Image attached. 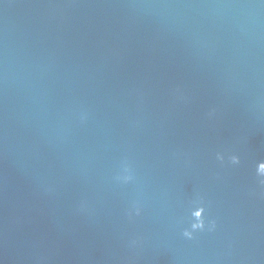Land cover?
Segmentation results:
<instances>
[{
    "label": "water",
    "instance_id": "1",
    "mask_svg": "<svg viewBox=\"0 0 264 264\" xmlns=\"http://www.w3.org/2000/svg\"><path fill=\"white\" fill-rule=\"evenodd\" d=\"M0 264H264V0H0Z\"/></svg>",
    "mask_w": 264,
    "mask_h": 264
}]
</instances>
